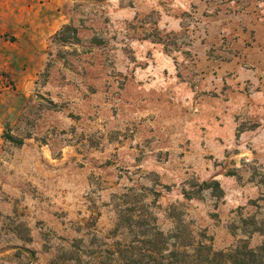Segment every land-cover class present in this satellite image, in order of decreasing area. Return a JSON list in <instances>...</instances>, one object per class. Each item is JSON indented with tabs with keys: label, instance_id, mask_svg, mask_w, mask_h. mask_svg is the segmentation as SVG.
I'll return each instance as SVG.
<instances>
[{
	"label": "rangeland",
	"instance_id": "rangeland-1",
	"mask_svg": "<svg viewBox=\"0 0 264 264\" xmlns=\"http://www.w3.org/2000/svg\"><path fill=\"white\" fill-rule=\"evenodd\" d=\"M25 2L26 40L0 32V264H130L149 225L258 248L264 0Z\"/></svg>",
	"mask_w": 264,
	"mask_h": 264
},
{
	"label": "trees",
	"instance_id": "trees-1",
	"mask_svg": "<svg viewBox=\"0 0 264 264\" xmlns=\"http://www.w3.org/2000/svg\"><path fill=\"white\" fill-rule=\"evenodd\" d=\"M67 31H71L73 36L78 34L76 27L67 24L56 33L55 38L63 43L71 42ZM7 138L17 144L23 143L22 139L13 135H8ZM214 184L220 186L217 180ZM143 225L145 226V223ZM149 228L147 233L151 231L150 243L153 247L144 249L139 260L130 257V264H264V241L256 249L251 248L247 241L230 250H216L204 242L196 245L191 243L192 249H188V246L178 247L177 244H174V248H168L173 236H167L162 230L150 225Z\"/></svg>",
	"mask_w": 264,
	"mask_h": 264
},
{
	"label": "crops",
	"instance_id": "crops-1",
	"mask_svg": "<svg viewBox=\"0 0 264 264\" xmlns=\"http://www.w3.org/2000/svg\"><path fill=\"white\" fill-rule=\"evenodd\" d=\"M11 0H0V32L5 33L8 30V26L10 25L11 27L17 25H22L23 29L20 32L19 30L17 32H14L15 36H17L18 40L25 41V33L26 36L29 35L28 32V27L30 26L31 18H30V10L31 7L29 3L25 2V0L18 1L14 6L10 4ZM22 2V3H21ZM12 8L13 10L18 9L21 11V14H16L13 15L8 12V9ZM10 18V21L8 20ZM9 45L7 44L6 41H3L2 38L0 37V72L2 71H9L13 72V74L16 72V68L12 66V64H9L8 58L10 56L8 55V50L7 47ZM19 74H24V71L18 70ZM25 78V77H24ZM21 76L19 77V81H21ZM2 97V98H1ZM2 100V101H1ZM0 101L5 102L3 93L0 92ZM6 114L5 113H0V132L2 130V122L6 121Z\"/></svg>",
	"mask_w": 264,
	"mask_h": 264
}]
</instances>
